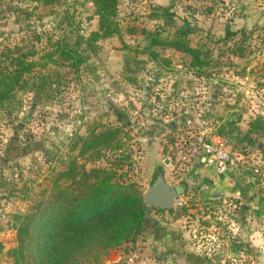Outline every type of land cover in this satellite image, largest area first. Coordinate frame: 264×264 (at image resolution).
I'll list each match as a JSON object with an SVG mask.
<instances>
[{
    "label": "rangeland",
    "instance_id": "1",
    "mask_svg": "<svg viewBox=\"0 0 264 264\" xmlns=\"http://www.w3.org/2000/svg\"><path fill=\"white\" fill-rule=\"evenodd\" d=\"M114 19L117 32L94 41L98 18L88 0H0V71L15 69L18 53L33 52L27 61L35 62L0 102V264H15L21 217L48 197L72 161L89 170L128 155L118 172L127 171L126 181L144 195L154 178L150 149L174 146L177 119L182 128L188 120L193 130L224 138L238 158L241 170L223 175L230 184L221 188L228 194L221 212L207 199L171 212L151 208L157 224L147 225L135 247L124 244L88 263L118 264L109 253L123 249L122 260L132 249L155 264H264V137L249 132L253 121L264 126V0H117ZM176 37L206 65L153 43ZM57 46L76 51L78 66L56 53V64L48 63L43 53ZM107 127L120 130L119 142L99 148L102 156L81 154L89 133ZM196 244L217 250L202 254ZM205 252L220 261L191 263L209 257Z\"/></svg>",
    "mask_w": 264,
    "mask_h": 264
},
{
    "label": "trees",
    "instance_id": "2",
    "mask_svg": "<svg viewBox=\"0 0 264 264\" xmlns=\"http://www.w3.org/2000/svg\"><path fill=\"white\" fill-rule=\"evenodd\" d=\"M88 1L98 18V29L91 33V38L95 41L113 36L117 32L114 19L117 0ZM160 8L164 12L170 9L168 6ZM178 32L184 33L183 28ZM153 43L184 54L191 53L192 66L206 65L199 59L196 49L178 37L153 40ZM55 53L65 60H72L76 67L81 62L77 52L65 46H57L53 52H45L42 56L49 60L48 63L53 60L55 63ZM28 55L34 56V53H18L11 59L15 69L0 71V102L10 96L24 73L34 66L35 62L27 61ZM250 128V133L257 131L264 137V126L258 121H253ZM119 136L118 128L94 130L82 141L80 153L91 150L96 157L102 156L98 149L119 142ZM113 147L120 149L119 143ZM127 158L128 155L122 154L118 164L112 167L89 170L77 169L72 161L66 170L60 171L52 182L48 197L21 217L16 229L17 245L10 253L15 264H89V257L105 255L110 249L121 248L124 244L135 247L137 237L150 223H146L143 194L136 181H126L127 171L118 172L120 161ZM172 210L167 209L168 212Z\"/></svg>",
    "mask_w": 264,
    "mask_h": 264
},
{
    "label": "crops",
    "instance_id": "3",
    "mask_svg": "<svg viewBox=\"0 0 264 264\" xmlns=\"http://www.w3.org/2000/svg\"><path fill=\"white\" fill-rule=\"evenodd\" d=\"M160 6L165 7L167 5H166V3H164V4H160ZM176 121H177V123L175 125H173L174 127L171 126L172 127L171 129L174 128L173 130H171L172 134H175L180 129H184L181 127L183 125V124H181L182 121H180L179 119H177ZM166 122H167L166 120H161L158 123L161 124L162 126H164V125H167ZM186 124L190 125L189 127H191V123L188 120L186 121ZM166 129L168 130L170 128L167 127ZM205 130H207V129H205ZM207 132L210 133L208 130H207ZM212 136L214 137L217 135H212ZM150 150H151V154L148 157L149 158L148 160H149V165H150L149 168H150V171H152L153 176L156 177V175L162 173L166 183H168L169 185L178 186L180 191H181V194L179 195L178 198L184 201V203H185L184 206H186L187 202H190L192 199L193 200L194 199H203V200L207 199V200L212 202L211 204H212V208L214 211L218 210V213L221 212V206H219V203L221 202L220 200L223 201L228 196V194L226 192L222 191L221 188L228 186L230 184V178H224V176L221 175L220 176L221 179H217L216 178L217 176L214 177V175L211 172H209L210 168L205 169L202 166V163L200 162V160H198L197 158H193L190 162H188L186 164V166L182 169L181 172L176 173L173 170V167H175V164L177 162V158L175 156L173 146H169V144L159 145L158 148H154V149L152 148ZM165 154L167 156H165ZM161 161H162L163 167L158 166V164ZM239 166L240 167L238 168V170H241L242 167H241V165H239ZM231 170H234V169H231ZM231 170H229L228 173H230ZM230 194L231 193H229V195ZM235 195H238V194L235 193ZM243 198L245 199L246 197L243 196ZM206 204L207 203H204V205H206ZM246 208L247 207L242 206L243 211ZM165 211H167V210H165ZM149 219H151L153 221V223H150V226L157 224V219L152 218L150 216V214H149ZM166 235H168V234H166ZM183 247H186V246H183ZM195 247L197 248V250L195 249L197 252H198L199 248H201L199 251L202 254H203V251L208 252L209 250L212 249L211 252H213V251L217 250L216 247H215L216 248V250H215V248L213 246L201 247V245H199V244H196ZM122 251H124V250L118 249V250H114V251L110 252L109 256H108L109 259H111L112 262H114L116 260L115 262H118V264H120ZM206 252L204 254L208 255L209 257H207V258H205V257L204 258L193 257L191 260V263L192 262L194 263V261H197V259L201 260L203 263H204V260H207V259H209L211 262H215V263L216 262L218 263L220 261L217 258L213 257L212 255L210 257V255H209L210 253L207 254ZM215 254L217 255V252H215ZM218 254H219V252H218ZM184 259L186 260L187 258H184ZM186 261H188V260H186ZM108 263H110V262H108Z\"/></svg>",
    "mask_w": 264,
    "mask_h": 264
},
{
    "label": "built area",
    "instance_id": "4",
    "mask_svg": "<svg viewBox=\"0 0 264 264\" xmlns=\"http://www.w3.org/2000/svg\"><path fill=\"white\" fill-rule=\"evenodd\" d=\"M173 150L179 163L175 167L176 173L181 172L188 162L197 158L205 169L213 168L221 176L231 169H238V158L234 157L226 140L219 136H212L207 130H192L191 127L180 129L175 133ZM184 201L177 198L173 209L181 208ZM120 264H155L152 257L144 253H136L129 249Z\"/></svg>",
    "mask_w": 264,
    "mask_h": 264
},
{
    "label": "water",
    "instance_id": "5",
    "mask_svg": "<svg viewBox=\"0 0 264 264\" xmlns=\"http://www.w3.org/2000/svg\"><path fill=\"white\" fill-rule=\"evenodd\" d=\"M180 194L181 191L179 187L166 183L162 173L156 175V177H154L152 182L145 189L143 195L146 223H153V221L149 219L151 208L165 210L171 209Z\"/></svg>",
    "mask_w": 264,
    "mask_h": 264
}]
</instances>
